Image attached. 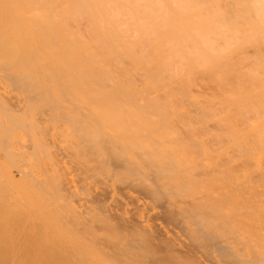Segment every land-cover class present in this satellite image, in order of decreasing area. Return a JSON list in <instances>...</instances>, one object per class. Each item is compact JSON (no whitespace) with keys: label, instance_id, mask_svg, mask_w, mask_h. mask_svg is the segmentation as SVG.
<instances>
[{"label":"bare ground","instance_id":"bare-ground-1","mask_svg":"<svg viewBox=\"0 0 264 264\" xmlns=\"http://www.w3.org/2000/svg\"><path fill=\"white\" fill-rule=\"evenodd\" d=\"M162 239L264 264V0H0V264Z\"/></svg>","mask_w":264,"mask_h":264},{"label":"rangeland","instance_id":"rangeland-1","mask_svg":"<svg viewBox=\"0 0 264 264\" xmlns=\"http://www.w3.org/2000/svg\"><path fill=\"white\" fill-rule=\"evenodd\" d=\"M41 136L46 140H51V136L48 133H42ZM58 147L59 145L56 144V148L54 149L55 152L59 153L56 156V159H63L65 161L66 158L64 154H68V152L65 150L58 149ZM22 226L23 225H19L18 230H21ZM161 243L163 244L161 246H165V248L162 251L158 252L152 249H148L143 243H137L133 247H131L132 250L139 251V258L136 264H200L199 256L198 258H196L195 256H188L183 253H179L173 243H169L164 239L161 240ZM122 256H125V254H122ZM120 258L117 257L115 259H118L119 262L121 260L123 261V258ZM35 260V256H31L29 262H34ZM48 260L50 259L48 258Z\"/></svg>","mask_w":264,"mask_h":264}]
</instances>
